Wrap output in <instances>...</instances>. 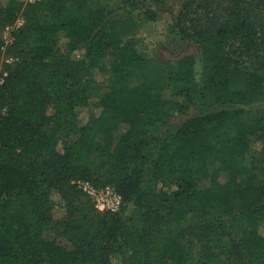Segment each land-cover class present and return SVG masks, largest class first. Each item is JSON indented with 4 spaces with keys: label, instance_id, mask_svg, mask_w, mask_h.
<instances>
[{
    "label": "trees",
    "instance_id": "obj_1",
    "mask_svg": "<svg viewBox=\"0 0 264 264\" xmlns=\"http://www.w3.org/2000/svg\"><path fill=\"white\" fill-rule=\"evenodd\" d=\"M157 1L0 0V32L23 18L0 88V264H264L251 141L264 132V24L250 13L264 0H222L218 13L187 0L205 17L173 32L199 56L175 61L128 41L133 12L156 22ZM129 70L93 92L98 74ZM73 180L112 187L121 209L96 211Z\"/></svg>",
    "mask_w": 264,
    "mask_h": 264
},
{
    "label": "rangeland",
    "instance_id": "obj_2",
    "mask_svg": "<svg viewBox=\"0 0 264 264\" xmlns=\"http://www.w3.org/2000/svg\"><path fill=\"white\" fill-rule=\"evenodd\" d=\"M119 2L120 0H98V3L101 6L114 7L116 9L119 6ZM186 2L187 0H158L155 6L158 14L156 22L145 21L141 12L135 10L132 16L135 24L134 32L132 36L128 38L129 40L127 39L129 44L132 45L131 50L143 57H152L164 61H175L185 55L191 54L199 56V51L195 44L180 39L176 36L175 32H173L176 20L192 27L198 17H205V14L202 13L204 8L199 9L196 7V3H190L187 5ZM222 3V0H215L213 2V7L217 11L216 13L224 9ZM252 11L253 12L250 13L255 22L264 24V11H261L260 9H254ZM135 75V71L131 70L117 74L110 72L101 75L98 74L96 76V83L93 92L96 94H102L111 88L120 87L128 76ZM91 111L92 107L90 105L78 109L76 112V122L78 125L85 122ZM182 119L183 117L177 116L171 123L177 124ZM251 141L252 146L257 149L256 160L260 163H264V132L251 138ZM87 201L88 205L92 204L91 200L87 199ZM181 223L188 229L196 230L200 225V219L192 214H188L184 217ZM261 229L264 232V223L261 226Z\"/></svg>",
    "mask_w": 264,
    "mask_h": 264
},
{
    "label": "built area",
    "instance_id": "obj_3",
    "mask_svg": "<svg viewBox=\"0 0 264 264\" xmlns=\"http://www.w3.org/2000/svg\"><path fill=\"white\" fill-rule=\"evenodd\" d=\"M27 1L32 3L35 0ZM22 24L23 18L18 16L14 24L6 26L0 33L2 42L0 47V88L4 83L8 70L20 60L18 56L8 53L7 50L13 41V33ZM3 112L4 108L0 106V113ZM71 183L91 200L93 207L98 212L116 213L123 205L121 196L112 187L104 186L98 188L89 181L84 180H73Z\"/></svg>",
    "mask_w": 264,
    "mask_h": 264
}]
</instances>
